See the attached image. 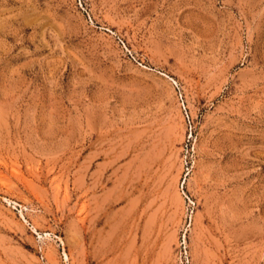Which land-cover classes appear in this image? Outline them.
<instances>
[{
  "label": "rangeland",
  "instance_id": "obj_1",
  "mask_svg": "<svg viewBox=\"0 0 264 264\" xmlns=\"http://www.w3.org/2000/svg\"><path fill=\"white\" fill-rule=\"evenodd\" d=\"M0 264H264V0H0Z\"/></svg>",
  "mask_w": 264,
  "mask_h": 264
},
{
  "label": "built area",
  "instance_id": "obj_2",
  "mask_svg": "<svg viewBox=\"0 0 264 264\" xmlns=\"http://www.w3.org/2000/svg\"><path fill=\"white\" fill-rule=\"evenodd\" d=\"M186 121L188 123V127L190 128V130H188V135H187V142H190L192 139V124L191 121L189 119V116L186 115ZM190 165H191V160H184V174L185 176H187L189 174L190 171Z\"/></svg>",
  "mask_w": 264,
  "mask_h": 264
}]
</instances>
